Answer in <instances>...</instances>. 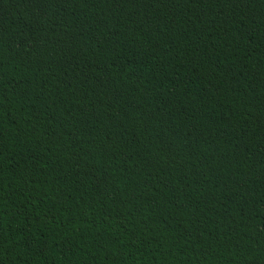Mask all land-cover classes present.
<instances>
[{"label": "trees", "instance_id": "16d2710c", "mask_svg": "<svg viewBox=\"0 0 264 264\" xmlns=\"http://www.w3.org/2000/svg\"><path fill=\"white\" fill-rule=\"evenodd\" d=\"M0 264H264V0H0Z\"/></svg>", "mask_w": 264, "mask_h": 264}]
</instances>
